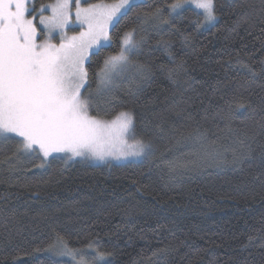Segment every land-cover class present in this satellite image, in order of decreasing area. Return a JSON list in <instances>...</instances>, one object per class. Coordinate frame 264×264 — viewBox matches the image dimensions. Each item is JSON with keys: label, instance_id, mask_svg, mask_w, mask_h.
I'll list each match as a JSON object with an SVG mask.
<instances>
[{"label": "trees", "instance_id": "16d2710c", "mask_svg": "<svg viewBox=\"0 0 264 264\" xmlns=\"http://www.w3.org/2000/svg\"><path fill=\"white\" fill-rule=\"evenodd\" d=\"M53 1L36 0V4ZM163 2L141 3L116 36L137 28L142 42L134 62L168 68L174 64L159 42L170 40L176 63L183 62L186 70L175 82L156 72L140 89L135 80L118 82L111 110L112 114L133 111L139 135L152 141L155 155L140 163L110 166L73 162L65 168L57 161L41 177L31 171H10L6 160L13 146L0 147L2 264L37 258L47 264L49 253L35 249L47 246L53 230L72 247H83L85 238L98 237L103 250L112 253L113 264H264V139L257 137L249 149L236 135L238 130L257 128L264 119V23L260 22L264 5L261 0H217L215 27L194 30L196 11L191 8L184 18L172 21L170 31H161L143 17ZM245 18L253 25L250 31H245ZM186 36L187 47L182 44ZM116 50L113 46L107 51ZM237 59L254 68V79L236 64ZM89 83L94 90L97 82L90 78ZM233 94L248 100L255 111L248 118L237 114L230 131L218 114ZM197 125L209 138L220 137L218 144L228 162L173 172L162 155L187 159L188 149L174 146L173 137ZM231 149L250 155L236 166L231 163ZM157 248L175 251L153 255Z\"/></svg>", "mask_w": 264, "mask_h": 264}, {"label": "snow or ice", "instance_id": "6c2138e0", "mask_svg": "<svg viewBox=\"0 0 264 264\" xmlns=\"http://www.w3.org/2000/svg\"><path fill=\"white\" fill-rule=\"evenodd\" d=\"M261 3L264 5V0ZM193 5L197 10L196 19L191 21L194 30L216 26L217 0H164L143 18L151 19L161 31H170L172 21L184 18ZM139 7L138 0H54L37 10L35 0H0V147L13 146L6 160L10 171H31L42 177L57 161L65 168L73 162L110 166L113 160L131 157L146 161L155 155L152 141L139 135L133 111L111 113L116 106L115 86L124 80H135L140 89L152 81L156 72L175 82L186 69L183 62L176 63L172 42L163 39L160 47L174 67L134 62L142 42L137 28L116 34L129 13ZM260 22L264 23V7ZM243 23L247 25L245 31L253 27L248 18ZM72 31H78V35L69 36ZM188 41L186 36L183 46L187 47ZM113 46L117 49L114 54L107 51ZM236 64L255 78L252 66L240 59ZM90 78L97 82L94 90ZM254 111L248 100L233 94L218 115L232 131L237 114L248 118ZM236 135L239 143L250 149L257 137L264 139V119L257 128L238 130ZM219 140L218 136L209 138L200 125L178 131L173 137L174 146L188 149V158L169 159L162 155V159L173 172L195 170L209 162L223 166L228 161ZM231 151V163L236 166L250 155V151ZM32 194L39 196V191ZM53 231L47 246L35 249L49 253L47 264H113L109 259L112 253L103 250L98 237L85 238L83 247H72L64 235ZM160 251L175 249L157 248L153 255ZM26 255L32 257L34 253ZM25 264L43 262L37 258Z\"/></svg>", "mask_w": 264, "mask_h": 264}, {"label": "rangeland", "instance_id": "374dc122", "mask_svg": "<svg viewBox=\"0 0 264 264\" xmlns=\"http://www.w3.org/2000/svg\"><path fill=\"white\" fill-rule=\"evenodd\" d=\"M81 2L83 3V0H81ZM138 2L139 3H143V0H138ZM35 3H36V0H35ZM52 3H54V1ZM102 3H104V2H102ZM111 3H113V2H111ZM48 4H51V3H48ZM191 8L194 9L195 11H197L195 9L194 5L191 6ZM37 10H39V5H37ZM45 14L47 15V14H50V13L49 12H46ZM76 27L79 29V25H76ZM203 29H208V28H203ZM80 30H83V29H80ZM68 35L69 36H71V35H78V31L69 32ZM132 143H133V141H131V140L128 141V144L129 145H131ZM140 162H142V161L141 160H135V159H132L131 157H129L128 159L121 160V161H115V160H113L111 162V164L112 165H125V164H129V163H140ZM88 164L93 165V166H105V165H108V164L99 163V162H89Z\"/></svg>", "mask_w": 264, "mask_h": 264}]
</instances>
